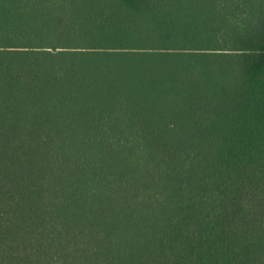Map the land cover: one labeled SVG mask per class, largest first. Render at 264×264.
I'll list each match as a JSON object with an SVG mask.
<instances>
[{
    "label": "trees",
    "instance_id": "16d2710c",
    "mask_svg": "<svg viewBox=\"0 0 264 264\" xmlns=\"http://www.w3.org/2000/svg\"><path fill=\"white\" fill-rule=\"evenodd\" d=\"M0 264H264V0H0Z\"/></svg>",
    "mask_w": 264,
    "mask_h": 264
}]
</instances>
